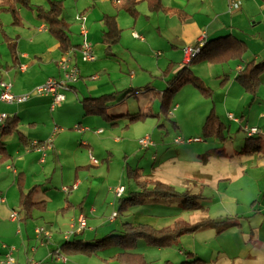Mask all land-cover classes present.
<instances>
[{
    "label": "crops",
    "instance_id": "1",
    "mask_svg": "<svg viewBox=\"0 0 264 264\" xmlns=\"http://www.w3.org/2000/svg\"><path fill=\"white\" fill-rule=\"evenodd\" d=\"M29 1L34 6L21 5L18 7L21 17L20 25H12L11 16L6 21L7 28L4 26L5 23L0 21L2 28L0 29V80L10 84L12 93L27 95V98L20 102L0 100V114L5 117L17 114L20 117L17 125L18 131L0 134V140L6 147L5 155L0 153V256L1 254L3 256L0 259L4 258V255L6 257V254L10 252L14 260L13 264H29L32 260L39 262L51 260L53 258L52 250L58 249L59 244L66 237L88 238L90 233L86 234V237L81 236H84L86 231L94 230L88 225L91 213L97 212V209L103 207L104 204L108 206L113 204L112 201L106 202V198L98 200L101 187L93 190L91 188L93 181L88 182V187L85 181L86 177L79 175L75 177L73 185L69 190L67 189V193L62 190L63 188L57 192L49 190L44 183L45 177L39 169L41 163L44 162L43 157L45 158L52 150L54 155L58 156L55 147L58 148L62 142L81 150L90 143L88 137L85 136V131H90L92 128L94 133L101 134L103 129L90 125V122L95 123L99 120L96 118L85 119L91 115L84 117L81 109L82 116L76 112L71 117L70 122L77 119L76 122L82 129L76 132L61 130V127L54 123L59 119L54 118L53 115L50 116L51 121L42 115L40 118L41 110L54 111L59 107L57 112L62 114L69 112L70 104L80 102L84 96H98L104 93L120 92L128 88L143 89L145 86H149L153 90L141 92V94L150 93L151 95L149 94L146 107L140 108L152 109L153 103L158 102V93L166 87L167 78L188 62L184 52L186 47H199L201 41L209 42L228 34L245 43V49L238 56L226 60L229 65L233 66L234 76L245 67L248 61L252 59L257 61L264 57V0H242L240 8L232 11L228 10V0H134L136 10L134 16L125 10V0H62L64 5L63 16L68 24L71 45L66 51L59 48L57 39L48 30L47 25L37 17L35 5L47 9L48 0ZM156 4L157 7H155ZM77 14H82L84 19L78 20ZM107 15L114 17L119 28L118 37L113 42L107 41L104 36L107 30L104 17ZM81 25L86 29L85 37L91 44L94 55L92 61H81L79 52L76 51V54L73 55L71 50L83 39L84 35L80 32ZM134 32L138 36H135ZM10 38L14 43L16 59L10 53L8 45ZM67 52L72 56L70 63L74 65L76 62L79 67V78L70 83L66 90L72 92L70 100H67L65 95L64 101L51 110L52 94H39L35 87L49 77L60 78L62 76L59 60ZM247 53H251L248 58L244 57ZM214 65L215 63L203 60L191 64L190 67L191 70L193 68L192 71L197 77L206 80L212 77L210 71L216 69L213 68ZM221 67L222 73L226 72L224 66ZM219 76L215 75V78ZM227 78L228 76L224 78L223 82H226ZM232 83L229 82L228 84V89L224 95L225 99H228L229 95L232 99L240 98L242 95L241 91L235 93L230 91L233 86ZM238 107L237 102L235 105L231 103L227 106L226 118L245 130L251 126L247 125L246 120L242 118L240 120L233 114L234 109ZM174 108L177 111L180 110L181 104L176 102ZM158 110L159 102L157 112ZM170 113L171 108L169 115ZM228 114H232L237 120L229 118ZM243 115L244 109L240 111V116L243 117ZM216 116L225 125L217 114ZM80 117H84L87 125H80ZM104 120L106 121V119ZM52 123H54L53 128L51 127ZM65 124L71 125V123ZM175 124L177 125L176 121ZM40 126L45 129V133L36 132ZM162 126L166 129V122ZM226 128L228 130L227 126ZM257 128L261 130L259 149L252 153H237L242 144L240 143L235 146L234 151L235 154H238L235 156L245 155L247 160L253 159L251 157L256 154L259 164H264V156L259 154L262 148L264 149V131L260 127ZM99 129L101 131L97 132ZM166 132H163V136L169 134ZM78 134L81 147L77 146ZM238 135L235 134L231 137ZM163 139L164 137L161 138L162 141ZM35 141L39 143L34 146ZM154 142L157 144L156 141ZM42 145L43 147L39 148ZM89 153L90 158H95L91 152ZM155 158H152L155 162L151 164V171L147 172L149 176L159 163H164L162 160L156 162ZM242 166L241 171L245 172L248 167ZM43 167L41 166V168ZM83 183L84 188H87L85 191L82 189ZM35 185L37 188L31 193L32 199L35 200V197L40 195V199H46L47 206L52 196L61 195L62 199L55 207L61 206L67 209L63 213H70V231L66 235L61 233L60 229L56 231L51 227L50 229L46 227L51 230L48 238L36 236L35 228L46 216L44 213L47 209L44 211L32 207L29 210H24L19 207L20 196ZM118 186L113 188L117 199L124 196L128 191L137 189L135 187L126 191L125 186H123L122 192L117 194L116 188ZM200 195L204 198L203 205L208 207L209 199L204 197L202 193ZM36 200L39 199L36 198ZM155 203L168 205L171 210L189 211L180 209L177 207V203ZM247 207L245 205L237 207L235 213H229L227 217L235 215L239 217L233 225L224 229L218 230L213 224L203 226L195 231L182 233V237L172 244L177 246V254L181 255L183 261L194 258L204 261V264H218L220 262L223 264H264V196L259 203L251 205L249 209ZM133 208H128L125 213L122 212L121 214H116V211H113L107 219L108 227L115 226L112 223L123 214H126L123 216L124 218L112 228H118L125 220L130 221L128 217L131 215L134 218L132 219L133 222L130 221L131 223L142 222L138 221L141 219L140 217L137 219L133 216L134 213H139ZM14 211L17 212V216L12 218L10 215ZM199 211L202 215L189 222H196L207 217L203 210ZM81 217L85 221L83 227L79 225ZM224 218L215 220L219 221ZM43 225L46 226L45 223ZM56 233L60 234L61 237H54ZM9 245L15 247H8ZM141 247L143 246H139L140 253ZM187 251H191V256H188ZM0 264L5 263L0 262Z\"/></svg>",
    "mask_w": 264,
    "mask_h": 264
},
{
    "label": "rangeland",
    "instance_id": "2",
    "mask_svg": "<svg viewBox=\"0 0 264 264\" xmlns=\"http://www.w3.org/2000/svg\"><path fill=\"white\" fill-rule=\"evenodd\" d=\"M0 17L2 23H5V28H7L6 21L10 19V15L2 12ZM249 54L251 53L245 54L244 57L248 58ZM221 66H224L226 72L222 73ZM213 68L216 69L210 71L211 78L205 80L198 77L199 81H203L204 86L210 89L209 95L191 84H186L171 97L170 118L176 121L177 127L172 126L169 121L160 116V112L158 115L146 116L135 121H129L128 116H124L115 119L114 124L111 123L112 121H105L101 115L84 116L85 119L96 118L99 120L95 123L90 122V125L95 128L102 127L103 132L96 134L93 132L94 129L91 128L90 131H85V136L88 137L90 143L81 150L62 142L58 148L55 147L58 156L54 155L52 150L45 158L43 157L44 162L41 163V166L44 165V167L41 168L40 166L38 168L42 171L45 177L44 183L51 192H57L62 188L69 190L75 177L79 175L86 177L87 186L90 180L93 181L91 187L93 190L101 187V194L97 197L98 200L106 198V202H113L109 206L104 204L103 207L97 209V212L91 213L88 225L94 230L86 231L88 230L86 229L85 235L81 237H86L88 233H90V236L84 239L101 237L112 227L118 225V222L126 214L117 217L115 222L112 223L115 226L108 227L109 223L107 221L111 213L117 211L118 199L115 198L113 188L123 185L126 191L134 189L136 185L133 179H129L127 167L136 168L138 166L139 169L141 168L142 174L150 172L153 157H156V162L162 160L164 163H159L157 168L152 170L149 177L172 184L177 189L186 188L187 191L193 193H202L204 197L209 199L208 207L204 210L207 218L214 220L224 218L229 213H235L237 207L245 205L249 209L251 205L260 202L264 196V164H259L256 154L250 160H247L245 155L235 156L238 155L235 154V146L242 143L243 139L241 138H244L245 131L238 124L226 118V111L227 106L231 103L235 105V102H237L239 107L234 109L233 114L240 120L241 118L246 120L248 126L260 127L264 131V73L261 75L262 81L256 89V96H252L236 81L234 70H232L233 66L229 65L227 61L217 62ZM215 75L220 76L215 78ZM226 76H228L227 81L221 82ZM229 82H233V86L230 88L232 93L242 92L240 98L235 97L232 99L231 95L228 99L224 98ZM63 93L67 96V100H70L72 92L64 90ZM149 94H140L141 97L138 99L127 98V101L121 104V110L126 108L128 112L132 113L137 111L139 107H146L148 98L151 95ZM176 102L181 104V109L178 111L174 108ZM58 109L59 107L54 111L41 110L39 116L41 118L42 115L51 121L50 116L53 115L54 118L61 120L54 121L55 124L61 127V130L79 131L75 127V125H78L77 119L73 122H70V119L76 112L81 114L82 103L70 104L69 112L62 114L57 112ZM157 109L158 102H155L150 110L154 113L157 112ZM242 109H244L243 117L240 116ZM210 112L213 115L217 114L228 127V137L225 141L217 140L216 137L203 136L202 123ZM84 117L79 118L81 126L87 125V122L83 119ZM62 121L71 123V125L67 126ZM163 121L166 122L169 129V134L166 136H163L166 129L163 126L157 127ZM54 123L51 124L52 128ZM36 132L43 134L45 129L40 126ZM235 134L239 135L231 137ZM146 135L150 136L153 142L156 141L157 144L154 142L148 147L141 146L139 139ZM77 136V146L81 147L79 134ZM163 137L162 141L161 138ZM176 137H179L181 142H174ZM89 152L98 160L97 163L92 161ZM259 154L264 156L263 148ZM242 165L248 167L245 172L241 171ZM84 183L82 189L85 191L87 188H84ZM203 183L204 185H202ZM40 197V195L35 197V200L36 198L42 200ZM60 199H62L61 195L52 196L48 206L47 202L45 203L44 211L46 209L47 211L44 215L46 216L38 223L42 226L39 225L37 228L41 227L48 232L51 231L49 230L50 227L56 231L60 229L64 235L70 231V213H63L67 209L61 206L55 207ZM175 202L178 201L175 200ZM169 207L165 204L146 203L134 207V211L139 213H134L133 216L137 219L140 217L141 219L138 221L151 223L157 228H161L167 225L174 226L177 222L191 223L189 221H193L202 215L199 210L176 211V209L171 210ZM142 212L144 214H141ZM128 218L130 221H134L132 215ZM44 223L46 226L43 225ZM54 237L59 238L61 235L56 233ZM181 237L182 235L178 238ZM136 245V252H139L140 245L143 246L141 247V254L150 264H180L183 261L181 255L177 254V246L153 247L147 245L143 240L138 241ZM8 247L15 246L9 245ZM118 250L117 247H108L89 254H65L60 251L61 255L55 254L46 264H122L115 257ZM4 258H1L0 262H3ZM30 262L41 264L36 260Z\"/></svg>",
    "mask_w": 264,
    "mask_h": 264
},
{
    "label": "trees",
    "instance_id": "3",
    "mask_svg": "<svg viewBox=\"0 0 264 264\" xmlns=\"http://www.w3.org/2000/svg\"><path fill=\"white\" fill-rule=\"evenodd\" d=\"M125 1V10L134 16L136 13L134 7L135 1ZM21 5L29 7L34 6V4H32L29 0H0V12L9 13L12 19V25L17 26L21 24V17L18 9ZM155 7H157V4ZM35 10L37 12V17L47 25L48 30L57 39L59 48L62 51H66L71 45L68 35V24L64 20L63 16V1L48 0L47 9L42 8L40 5H35ZM104 24L107 26V30L104 34L105 39L109 42L115 41L118 37L119 28L117 27L114 17L110 15L105 16ZM0 29H2L1 22ZM13 44L14 43L10 38L8 42L11 51L10 53L13 57H15ZM200 44L201 45L193 53L188 62L180 66L173 75L167 78L166 87L157 95L159 110L155 114L150 112V108L144 110L139 107L137 111L132 113L128 112L126 108L123 110L120 108L121 104H124L127 101V98L133 97L138 99L141 92L144 93L146 90H153L151 87L145 86L143 89L128 88L120 92L104 93L92 97L84 96L80 99V102L82 103L83 116L101 115L104 119H106V121H112L111 123L114 124L115 119H119L124 116H128L129 121H135L146 116L158 115L160 112V116L164 117L166 121H169L172 126L177 127L175 121H173L169 115L171 97L186 84H191L205 94H210V89L205 87L204 84L199 81L198 77L191 70L190 65L203 60H207L212 63L225 62L229 58L238 56V54L245 49V43L231 34L212 39L209 42L205 41ZM79 45L80 44L71 48L73 55H75L76 51H78L80 56ZM74 65L78 68L79 78V67L76 62ZM263 73L264 57L257 61L254 59L248 61L245 67L237 72L235 79L247 92H249L252 96H255L256 89L261 83V75ZM224 80L225 79H223L222 82ZM19 118L20 117L17 114L8 117L6 116L5 119L0 122V134L9 133L10 131H18L17 125L20 121ZM164 124V121L161 122L159 127ZM202 125V133L204 137H216V139L220 141H225L227 139L228 130H226V126L223 125L218 120L217 116L213 115L211 112L207 114ZM168 130L169 129L166 127L167 132ZM244 131L245 135L239 151L236 150L238 151L237 153H252L257 151L260 147L261 130L250 134L247 130ZM174 142H176L175 139ZM5 152L6 147L0 140V153L5 155ZM154 162L155 161L151 162V164ZM140 169L138 166H136V168L127 167V175L129 179L134 180L137 189L128 191L124 196L118 199L116 214H121L128 208L155 202L177 203V207L183 210H206V207L203 205L204 198H202L200 194L187 191L186 188L177 189V187L172 184H168L158 179H152L149 177L148 173L142 174V170ZM36 188L37 185L32 186L28 192L23 193L20 196V208H23L24 210H29V208L32 207H35L38 210L45 209V200L32 199L31 193ZM175 200L178 202H175ZM238 217L239 216L235 215L226 217L219 221L206 217L192 223L183 224L177 222L174 226L167 225L161 228H157L144 222L131 223L130 221L125 220L118 228L110 229L101 235V237H95L93 239H84L75 236L71 238L66 237L59 244L58 249H53L51 254L53 256L55 254L61 255L60 251L65 254H89L104 248L117 247L119 250L116 252L115 257L122 264H150L145 260L141 253L135 251L138 241L143 240L147 245L153 247L171 246L184 232L195 231L203 226L213 224L218 228V230H221L233 225ZM187 254L188 256H191V251H187ZM46 263L47 261L41 262V264ZM180 264H204V261L192 258L190 260H184Z\"/></svg>",
    "mask_w": 264,
    "mask_h": 264
},
{
    "label": "built area",
    "instance_id": "4",
    "mask_svg": "<svg viewBox=\"0 0 264 264\" xmlns=\"http://www.w3.org/2000/svg\"><path fill=\"white\" fill-rule=\"evenodd\" d=\"M241 1L242 0H228V10L232 11V10H236L238 8H240L241 5ZM76 18L80 21H82L84 19L82 14H77ZM82 23V22H81ZM80 32L84 35L83 39L79 45V49H80V58L82 61L87 62V61H92L94 59V55L92 53V49H91V44L87 41L86 37H85V33H86V29L84 28L83 25H81L80 27ZM135 36H138V34L136 32H134ZM202 39V38H201ZM200 39V40H201ZM203 41H201L200 43H202ZM198 47H186L184 52H185V57L186 60L188 61L190 59V57L193 55V53L197 50ZM70 54L69 52L63 54L59 60V67L62 70V77L60 78H52L49 77L47 79H45L42 83L38 84L35 87V90L37 93L42 94V95H48V94H52L53 96V100L50 104V109H54L56 106L59 105V103H61L62 101H64L65 99V95L63 93V91L61 90H67L69 88V84L72 83L73 81H75L78 78V68L70 63ZM0 87H1V91H0V100L2 101H6V102H20L23 101L27 98L26 94H14L10 91V84L5 82L4 80H0ZM228 117L231 119H235L237 120L235 117H233L232 114H228ZM5 119V116L3 114H0V122L3 121ZM77 129H82L79 126H75ZM245 130L248 131V133H254L256 131H258L257 127H249V128H245ZM101 129L97 130V132H100ZM176 142L181 141V139L179 137L175 138ZM39 142H34V146L35 144H38ZM139 143L141 146L145 147V146H149L151 145L153 142L151 140V138L146 135L143 136L139 139ZM43 147L39 146V148ZM93 160L94 163H97V159L96 158H91ZM64 192L67 193V188H63L62 189ZM123 190V186H118L116 188V192L117 194H120ZM115 214V213H114ZM12 218H15L17 216V212H12L10 215ZM79 225L80 227L85 226V221L84 218L81 217L79 219ZM35 232H36V236L37 237H49V232L41 227L35 228ZM5 264H13L14 260L10 255V252H8L6 254V259L3 261ZM29 264H37L35 262H30Z\"/></svg>",
    "mask_w": 264,
    "mask_h": 264
}]
</instances>
